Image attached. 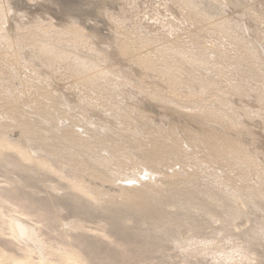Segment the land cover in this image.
<instances>
[{
  "label": "rangeland",
  "instance_id": "374dc122",
  "mask_svg": "<svg viewBox=\"0 0 264 264\" xmlns=\"http://www.w3.org/2000/svg\"><path fill=\"white\" fill-rule=\"evenodd\" d=\"M0 3V264H264V0Z\"/></svg>",
  "mask_w": 264,
  "mask_h": 264
},
{
  "label": "bare ground",
  "instance_id": "6f19581e",
  "mask_svg": "<svg viewBox=\"0 0 264 264\" xmlns=\"http://www.w3.org/2000/svg\"><path fill=\"white\" fill-rule=\"evenodd\" d=\"M1 8H2V6L0 3V10H1ZM223 140H225V138ZM237 149H238L237 145H235L231 141H225V154L227 156L232 155L235 151H237ZM79 151H80L79 153H82L81 149H79ZM109 187H110V185H109ZM133 195H134V198L138 200L139 205L141 207H147L149 205L148 191L147 190L136 191ZM12 230L18 237H26L28 241L32 240V238L30 236H28L27 225H25L21 220H17L15 223H13ZM27 250H29V249H27ZM65 254L66 255L63 258V260H64L65 264H68V261L70 260V255L68 253H65ZM4 264H8V263H4Z\"/></svg>",
  "mask_w": 264,
  "mask_h": 264
}]
</instances>
